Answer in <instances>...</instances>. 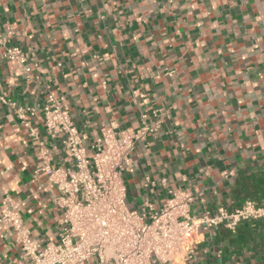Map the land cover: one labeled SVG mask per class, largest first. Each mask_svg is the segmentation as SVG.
Masks as SVG:
<instances>
[{
	"label": "crops",
	"instance_id": "obj_1",
	"mask_svg": "<svg viewBox=\"0 0 264 264\" xmlns=\"http://www.w3.org/2000/svg\"><path fill=\"white\" fill-rule=\"evenodd\" d=\"M1 38L0 96L38 108L50 86L86 147L102 127L137 130L158 113L160 128L137 144L124 175L132 212L161 210L171 190L204 193L194 215L264 202V0H0ZM13 47L26 64L4 58ZM30 120L58 145L54 165L66 166L43 113ZM38 161V141L0 102V210L10 196L32 237L57 242L62 211ZM196 242L194 261L179 264H264V219ZM20 256L14 235L0 231V264Z\"/></svg>",
	"mask_w": 264,
	"mask_h": 264
},
{
	"label": "built area",
	"instance_id": "obj_2",
	"mask_svg": "<svg viewBox=\"0 0 264 264\" xmlns=\"http://www.w3.org/2000/svg\"><path fill=\"white\" fill-rule=\"evenodd\" d=\"M6 39L0 44L5 46ZM4 58L26 64L19 47L6 49ZM25 66L28 78L33 67ZM47 100L41 107H17L5 96L3 105L16 109L17 117L38 141L39 161L35 174L46 176L57 191L54 205L62 211L57 242L32 237L19 216L18 205L10 196L2 200L0 231L11 232L21 248L17 264H179L192 262L197 253L196 237L201 232L225 227L235 231L244 222L264 219V202L245 201L240 207L225 206L194 215L192 205L205 202L204 193L169 191L170 198L161 210L146 203L137 214L127 204L124 175L133 166V153L139 142L156 133L161 126L142 116L137 130L101 128V134L88 146L74 123L64 98L46 86ZM138 92H134V95ZM43 113L44 126L53 142H60L67 154V165H54L58 145L48 146L31 128V120Z\"/></svg>",
	"mask_w": 264,
	"mask_h": 264
},
{
	"label": "trees",
	"instance_id": "obj_3",
	"mask_svg": "<svg viewBox=\"0 0 264 264\" xmlns=\"http://www.w3.org/2000/svg\"><path fill=\"white\" fill-rule=\"evenodd\" d=\"M247 200H252V201L257 202L256 200H254V199H252V198H248ZM258 203H263V202H258Z\"/></svg>",
	"mask_w": 264,
	"mask_h": 264
}]
</instances>
